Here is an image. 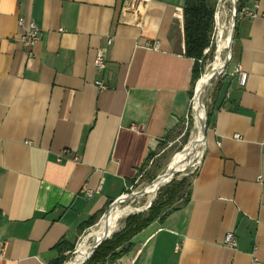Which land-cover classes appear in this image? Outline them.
I'll list each match as a JSON object with an SVG mask.
<instances>
[{
	"label": "crops",
	"instance_id": "obj_1",
	"mask_svg": "<svg viewBox=\"0 0 264 264\" xmlns=\"http://www.w3.org/2000/svg\"><path fill=\"white\" fill-rule=\"evenodd\" d=\"M122 1L0 0V264L68 255L188 111L186 0ZM237 18L187 196L112 264H264V17Z\"/></svg>",
	"mask_w": 264,
	"mask_h": 264
},
{
	"label": "rangeland",
	"instance_id": "obj_2",
	"mask_svg": "<svg viewBox=\"0 0 264 264\" xmlns=\"http://www.w3.org/2000/svg\"><path fill=\"white\" fill-rule=\"evenodd\" d=\"M242 1L243 0H236L237 8L239 6H241ZM220 2H221L220 0H212V2H210V4L215 9L213 29L210 33L209 46H207L204 49L203 58L199 59V62L201 63V66H202V73L199 77L200 79L202 78L201 76L203 74H205V72L208 71L209 66L212 63H214L213 62L214 57H215V55H217V51H218V48H217L218 27L216 24L215 14L218 10ZM233 3H235V1L232 3H230V2L225 3V6H226L225 7V13L226 14L222 17V19L224 18L223 24H224V27L226 30L225 31L226 36L229 35V34L227 35V30H229V26L231 24L232 9H233L232 4ZM236 19H237L236 21H238V18H236ZM227 54H228V52L225 51L224 55H223V60L226 58ZM226 69H227V66L223 70H221L219 72V74L215 75L212 78V80L210 81L205 92H204V90L202 92L201 99H200L201 101H200V109H199L200 112L199 113H200V116H202L203 121L207 118V112H208L209 107L211 105L213 95L217 89L219 80L225 74ZM200 79L198 81H196L192 87V94L190 96L189 108H188L186 115L180 121L177 128L169 134L168 138L164 141H161L160 146L155 151H153L151 153L146 164L139 170L136 178L129 183L127 189L122 194L121 203L117 204L116 206H114L110 210V213H111V212L120 211L124 208L126 209V211H130L133 208L139 209L138 211L130 212V213L124 215L123 217L119 218L118 221L116 222L114 229L111 232L112 234L110 235L109 238H111L114 233H118L124 228V222L128 216L133 215V214H139V213L145 215L149 209V207H147L148 205H146L147 202L150 201V199L153 195H155L154 199H156V197L159 195V193L173 179L176 181H179V180L185 178L187 182H186V186H185L184 190L182 192H180L179 195L176 197L174 204L168 206L166 208V210H169V209L173 208L174 206L179 205L181 203L182 199L185 197V193L188 189L189 181H190L193 173L195 172L197 164H198L200 157L202 155V148H203L202 144H199V145L195 146L193 150H190L189 149L190 144L188 145L192 134L195 132L194 103L196 101V96L199 93L198 92L199 91L198 85H199ZM206 125L208 128L207 122H206ZM181 153L184 154V158H183V160H181L180 166L177 169V172L173 175L172 180L169 182H166V181L161 182L158 185L155 192L152 195H150L149 190H151L153 187H155V185H157L159 183L158 182L159 177L168 169L169 165L172 162L176 161L177 156ZM181 155H180V158H181ZM140 190H142L143 193L136 195V196H133V197L131 196V194L139 192ZM110 205H108L106 212H108ZM104 214L86 232H84L81 235L79 243L76 245L73 253L64 262V264L65 263L67 264L68 262L72 261L75 258L76 252H77L79 246L84 251L90 250V248L95 243L94 239H96V237H95L94 233L97 232V230H98L99 222L101 221V219H105L107 217V216H105L106 214L105 215ZM113 216H114L113 214L110 215V219H113ZM133 239H135V238H133ZM133 239H132V241H133V247H134V245H135L134 241L135 240H133ZM126 245L127 244H124V246H126ZM105 264H109V263L106 262Z\"/></svg>",
	"mask_w": 264,
	"mask_h": 264
},
{
	"label": "trees",
	"instance_id": "obj_3",
	"mask_svg": "<svg viewBox=\"0 0 264 264\" xmlns=\"http://www.w3.org/2000/svg\"><path fill=\"white\" fill-rule=\"evenodd\" d=\"M240 10L241 6L237 8V13ZM214 13L215 9L208 0H186L185 2L184 31L186 54L196 60L193 67V82L202 73L199 59L203 58V51L210 43ZM186 182L185 178L179 181L173 179L154 199L145 215L139 213L128 216L124 222V228L120 232L114 233L111 238L103 241L84 264H105L106 262L112 264L122 255L128 253L133 248V237L153 221L161 219L170 210H166V208L174 204L176 197L184 190ZM187 194L188 189L185 197ZM92 224H94V221L89 223L88 226ZM124 244L127 245L124 246ZM74 249L75 246L72 247L68 255L61 256L54 264H64Z\"/></svg>",
	"mask_w": 264,
	"mask_h": 264
},
{
	"label": "bare ground",
	"instance_id": "obj_4",
	"mask_svg": "<svg viewBox=\"0 0 264 264\" xmlns=\"http://www.w3.org/2000/svg\"><path fill=\"white\" fill-rule=\"evenodd\" d=\"M220 1H221L220 5H219L218 10H217V12L215 14L216 24H217V27H218V40H217L218 51H217V55H215V57H214V61H213L214 63H212L209 66L208 71L206 70L207 72H205V74L202 75V78L200 79V82H199V85H198L199 86V91H198L199 93L197 94L196 101L194 103L195 132L192 134V136H191V138L189 140V143H188V145L190 144V146H189L190 150H193L194 147L199 145V144H202V146H203V134H202V122H203V120H202V116H200V113H199L200 112L199 111V109H200V101H201L200 99H201L202 92H203V90L205 92V90L208 87V85H209L210 81L212 80V78L222 70L225 59L227 57H230V46H231V43H232L231 41H232V34H233V28H234L233 9H232L231 24L229 26V30H227V35L229 34L228 36H226V32H225L226 30H225V27H224V24H223V19L224 18L222 19V17L226 14L225 13V7H226L225 3L226 2L232 3L234 1L236 3V0H220ZM235 3L232 4V8H233V5ZM225 51H227L228 54H227L226 58L223 60V55H224ZM181 154H179L177 156L176 161L172 162L169 165L168 169L159 177V180H158L159 183L157 185H155V187H153L151 190H149L150 195H152L155 192V190L157 189L158 185L161 182L167 181L169 179L170 176H168V174L171 171H177V169L180 166L181 160H183V158H184V154H182V155ZM180 155H181V158H180ZM154 197H155V195H153L151 197L150 201ZM120 200H122V199L120 198ZM150 201H148L146 205H148ZM116 205H114V206H116ZM138 210L139 209H134L133 208L130 211H126V209L124 208V209H122L120 211H116L115 210L116 212L107 213L105 215L107 217L105 219H101V221L98 224V230H97V232L94 233L95 237H96V239H94L95 242L97 240L101 239L104 236V232H105L106 227H108L109 232H112V230L114 229V226H115V224H116V222L118 221L119 218L123 217L124 215H126V214H128L130 212L138 211ZM112 214L114 215L113 219H110V215H112ZM91 248H90V250H91ZM90 250L89 251L88 250L84 251L79 246V248H78V250L76 252L75 258L72 261L68 262L67 264H81L82 262H84V260L89 255Z\"/></svg>",
	"mask_w": 264,
	"mask_h": 264
},
{
	"label": "built area",
	"instance_id": "obj_5",
	"mask_svg": "<svg viewBox=\"0 0 264 264\" xmlns=\"http://www.w3.org/2000/svg\"><path fill=\"white\" fill-rule=\"evenodd\" d=\"M140 3H141V0H123L122 1L123 7L127 8V9H136L137 8L139 10L140 9L139 8ZM238 15L243 16V17H250V18H256L258 16L264 17V13L261 14L259 12V4L258 3L254 4L253 10H242L238 13ZM23 22H24V19H22V18L19 19L20 24H23ZM40 36H41L40 28L38 27V25L34 21L30 20L28 22V25H27L25 32L19 38V41L30 49L39 41ZM109 43H110V40L108 39V44ZM29 55H32V53L29 52ZM94 64H95L97 71H102L106 68L107 58H106L105 53L102 50H99L97 52V54L95 56ZM245 80H246V74L242 72L241 77H240L241 84H244ZM96 84L98 85L99 89H105L106 88V85H104L101 81H96ZM235 138L239 139L240 135L236 134ZM200 160H199V162H200ZM199 162L197 164V167L199 165ZM197 167H196V169H197ZM83 191L86 193L88 198L91 197L92 193H91L90 189H88L87 187H83ZM224 244L229 248H236L237 240H236V237H235V234L233 231H229L226 233V235L224 237ZM253 264H257L256 259H253Z\"/></svg>",
	"mask_w": 264,
	"mask_h": 264
},
{
	"label": "water",
	"instance_id": "obj_6",
	"mask_svg": "<svg viewBox=\"0 0 264 264\" xmlns=\"http://www.w3.org/2000/svg\"><path fill=\"white\" fill-rule=\"evenodd\" d=\"M236 18H237V6H236V3H235V4L233 5V21H234V28H233L232 40H233V37H234V31H235L236 20H237ZM230 50H231V47H230ZM230 58H231V56H230V57H227V58L225 59L222 70L228 65V63H229V61H230ZM218 74H219V73H218ZM216 75H217V74H216ZM206 119H207V118H206ZM206 119L202 122V134H203L204 137H206V131H207V125H206L207 120H206ZM176 172H177V171H171V172L168 174V176H170V177H169V179H168L166 182L171 181L172 178H173V175H174ZM166 182H165V183H166ZM141 193H143L142 190H140L139 192H136V193L131 194V196L133 197V196L139 195V194H141ZM121 196H122V195H121ZM121 196L118 197L117 199H115V200L112 202V204L110 205V208H109L108 212H106L105 214L109 213L110 210L112 209V207H113L114 205L121 203V200H120ZM154 198H155V197H154ZM154 198L149 202V204H148L147 207H150V206H151V204H152ZM105 214H104V215H105ZM111 234H112V233L109 232L108 227H106L105 232H104V236H103L101 239L97 240V241L93 244V246H92V248H91V250H90L89 255L87 256V258L84 260V262H83L82 264H84V263L90 258V256L92 255L93 251H94V250H95V249H96V248H97V247H98L103 241H105L106 239H108V238L110 237Z\"/></svg>",
	"mask_w": 264,
	"mask_h": 264
}]
</instances>
